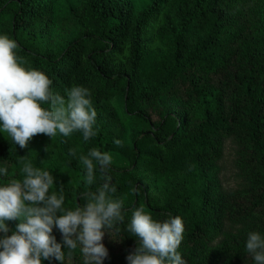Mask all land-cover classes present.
Wrapping results in <instances>:
<instances>
[{"label":"trees","instance_id":"trees-1","mask_svg":"<svg viewBox=\"0 0 264 264\" xmlns=\"http://www.w3.org/2000/svg\"><path fill=\"white\" fill-rule=\"evenodd\" d=\"M0 35L53 94L87 88L98 130L88 141L38 134L26 148L0 130V186L30 161L55 178L50 193L63 188L65 209L83 207L104 183L97 167L87 185L80 161L96 148L124 163L107 171L123 222L104 229L103 264H128L140 207L182 219L185 264H255L245 245L249 232L264 237V0H72L61 14L57 0H0ZM5 223L11 235L17 221ZM63 251V264H85L79 245Z\"/></svg>","mask_w":264,"mask_h":264},{"label":"clouds","instance_id":"clouds-1","mask_svg":"<svg viewBox=\"0 0 264 264\" xmlns=\"http://www.w3.org/2000/svg\"><path fill=\"white\" fill-rule=\"evenodd\" d=\"M17 44L7 35H0V130L12 142L26 148L33 136H55L57 131L67 137L80 131L88 141L97 135V113L92 106L87 88L72 86L66 98L53 94L51 80L41 71L26 69L18 62L14 52ZM41 103L50 105L48 109ZM117 146H123L119 139ZM86 168V184L94 182L98 167L104 174V183L96 192L87 193L88 202L75 209L63 207V188L51 192L55 178L47 170L24 163L22 181L11 179L0 186V264H41L42 259L63 264L64 248L69 254L77 246L85 257V264H103L108 251L102 239L105 228L123 222L122 201L113 199L115 192L107 175L111 156L96 148L80 157ZM95 161V164L93 163ZM7 176L8 169L0 168ZM6 221H17L16 229L8 235ZM62 236L58 243L52 230ZM129 230L139 238V246L130 252L128 264H185L177 249L183 239L184 226L179 216L162 222L154 221L143 207L132 212ZM246 251L255 264H264V237L252 231L247 235Z\"/></svg>","mask_w":264,"mask_h":264},{"label":"rangeland","instance_id":"rangeland-1","mask_svg":"<svg viewBox=\"0 0 264 264\" xmlns=\"http://www.w3.org/2000/svg\"><path fill=\"white\" fill-rule=\"evenodd\" d=\"M71 1L72 0H57V10H58V13L61 14V13L65 12L66 9L68 8V4ZM150 1L151 0H134V3H135V6L139 8V7H143L144 5H146ZM170 109L175 114L180 115L181 108L178 105L175 106L172 103V108H170ZM230 153H231L230 149L226 146L225 155L227 157V161H229V158L231 157V154ZM110 156H111V164L112 165H115V166H123L124 165V163L122 162V160H120L115 155H110Z\"/></svg>","mask_w":264,"mask_h":264}]
</instances>
